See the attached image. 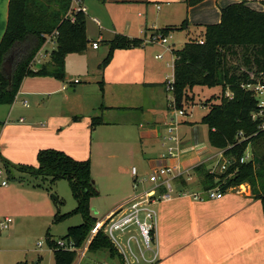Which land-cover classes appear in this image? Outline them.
<instances>
[{"label":"crops","instance_id":"0c3cea01","mask_svg":"<svg viewBox=\"0 0 264 264\" xmlns=\"http://www.w3.org/2000/svg\"><path fill=\"white\" fill-rule=\"evenodd\" d=\"M108 1L119 4L120 8H126V12L122 9L121 13L111 14L105 28L98 18L93 17V20L98 19L99 24L95 20L94 22L100 29L104 28V31H99L92 38H89V25L86 24L88 47L81 53L67 54L63 80L51 76H26L16 95L19 99L11 104H0V110L6 111L5 118H0V152L12 148V142L5 139L4 134L9 128L16 126L12 116L16 115L17 108L27 110V114L31 115L34 121H39L40 116L47 120L48 126L44 129L48 133L45 134L52 139L56 133L89 120L81 116V113L89 112V105L94 102V99L89 100V84L99 86L102 94L95 105L103 100L99 108L102 111L100 116L105 122L100 126L111 125L108 118L113 115L114 110H123L121 119L127 121L122 129L118 130V140L112 141V133H109L108 140L113 144L118 143L120 147L124 146L125 159L133 163L131 168L124 164L120 166L119 173L123 176L128 174L129 183L131 179L134 180L132 167L137 168L141 177L150 173L154 167L179 164L191 177L189 180L183 178L175 184L171 201L157 205L160 253L159 259L152 264H264L263 205L249 183L223 190L224 195L221 198L202 201L191 195L206 190L196 168L204 165L205 168H215L216 173H220L219 164L224 157L229 156L222 154L221 148L210 143L209 126L201 122V118L195 117V95L190 97L187 93V105H193L189 110L184 103L177 107L173 91L167 89L169 70H172L174 75L173 49H178H170L171 39L174 38L171 34L173 31L169 33L171 38L168 44L153 43L149 40L160 28L180 25L189 16L195 21L198 17L194 16L201 12L205 14L207 9L201 3L190 7L193 5H188L186 0L172 3L169 0ZM227 2L223 0L219 4L220 8ZM81 3L87 12L89 8L85 4L86 0H81ZM8 10L9 0H0V42L6 29ZM218 12L215 7L204 16L203 21L210 22L209 17H216ZM216 21L218 20L215 18L211 20L215 23ZM206 24L211 23L202 26H191L188 23L185 29L197 32L198 35L193 34L189 40L202 37L200 34H204ZM116 33L143 38L145 43L136 47L115 49L106 73L103 76L90 74L91 51L98 52L101 49L100 41L111 40ZM93 41L99 42L97 48L92 46ZM47 42L54 43L56 47L53 36H48ZM108 46L110 48L111 44ZM168 51H171V58L167 54ZM39 52L40 50L36 54L38 58ZM43 62L44 60L41 63ZM77 75L87 78V83L81 89L85 96L81 101L83 105L65 112L59 97L68 99L67 83H81ZM78 89L69 88V92L76 93ZM23 98L31 99L36 105L35 109L30 107L27 100L21 102ZM201 102L204 108L207 107L206 111H209L208 103ZM179 109H183L185 114L176 116ZM48 110H51L50 116L47 114ZM77 117L78 119H75ZM174 118L177 119L178 126L170 133L167 127ZM19 121L24 123V116H20ZM62 142L64 141L55 146L56 149H64L74 157V150L68 149L67 144ZM128 197L116 202L104 215ZM38 258L41 261L42 256Z\"/></svg>","mask_w":264,"mask_h":264},{"label":"trees","instance_id":"16d2710c","mask_svg":"<svg viewBox=\"0 0 264 264\" xmlns=\"http://www.w3.org/2000/svg\"><path fill=\"white\" fill-rule=\"evenodd\" d=\"M201 1L186 0V3L195 5ZM262 2L264 4V0ZM70 9L71 0H9L7 25L0 42V104L13 103L26 76H51L63 80L67 54L81 53L87 49L86 14L74 12L72 21L68 14ZM187 26L186 19L180 25H168L158 31L168 34ZM48 36L54 37L56 47L50 59L35 69L31 63ZM106 42L111 47L103 65L110 62L115 49L140 46L145 40L116 33L113 39ZM11 53L15 55V62L13 84L8 90V80L1 64ZM173 54V94L177 107L183 105L186 91L195 85H220L224 89L220 102L209 106L202 122L209 126L210 143L224 149V153L232 157L233 161L220 173L211 172L204 165L198 166L196 169L204 188L219 186L221 190H226L247 181L255 196L261 200L264 213V152L258 153L252 148V157L240 161L249 145L264 140V129L259 127L260 120L252 117L258 100L251 91L242 87L243 83L264 80V11L253 9L245 0L226 5L221 9L220 22L205 25L204 43L189 40L181 48L173 49ZM226 88L233 93L231 99L224 97ZM104 123L100 115L91 117L92 129ZM240 133L244 135L239 139L237 136ZM38 162V172L51 176L53 180L64 178L69 181L77 200L76 211L82 213L84 222L71 226L66 236L68 241L74 242L75 247H80L97 221L89 210L90 198L98 193L92 179L91 160L76 159L59 149L43 148L38 152ZM47 239L50 245L52 239L50 236ZM53 243L55 263L73 264L77 252L65 249L55 241ZM88 249H108L111 256L117 255L120 264H123L102 231L93 237ZM40 262L38 258L35 262L21 261L16 264Z\"/></svg>","mask_w":264,"mask_h":264},{"label":"rangeland","instance_id":"374dc122","mask_svg":"<svg viewBox=\"0 0 264 264\" xmlns=\"http://www.w3.org/2000/svg\"><path fill=\"white\" fill-rule=\"evenodd\" d=\"M172 2H178L180 0H169ZM223 0H203L200 3L207 9L206 13L201 12L194 17H198L195 21H192L189 16L187 22L191 26H202L205 23L220 22V11L224 7L220 8ZM226 5L237 2L238 0H227ZM240 1V0H239ZM253 9L257 11H264L263 0H245ZM198 3V4H200ZM88 11L86 14V24L89 25V38L93 35H97L99 31H104L106 21L113 13H121L122 9L126 12V8H120V5L108 0H86ZM89 4V5H88ZM184 3L182 2V5ZM196 4V5H198ZM225 5V6H226ZM195 7V5L190 6ZM219 10L218 14L209 18L210 22L203 21L205 15L214 10ZM200 16V17H199ZM93 17L98 18L104 28H99L94 22ZM193 30V29H192ZM171 34L174 38L171 39L170 49L180 48L186 40H189L191 36H196L197 32L188 31L186 29H179L173 31ZM112 34H109L111 36ZM198 36V35H197ZM204 36V34H200ZM114 37V36H113ZM197 38V37H196ZM192 38V39H196ZM157 45V44H155ZM158 46V45H157ZM101 49L97 51H91V61L89 64L90 74H100L103 76L108 64L103 65L105 58L109 54V46L106 41H100ZM55 48V44L47 42L40 49L39 54H42V60L47 62L50 59V54ZM47 54V56H45ZM168 56L171 58V51H168ZM172 70H169V76L173 80ZM81 80V83H67L70 90L79 88L76 93L69 92L68 99L59 97L61 107L65 112H70L78 106H81V101L85 98L81 92L83 85L87 83V78L77 75ZM225 89L224 97L231 99L232 97L227 95ZM224 89L222 86H207V85H195L187 90L190 97L195 95L194 98V112L195 117L201 118L204 113H207V107L202 106L203 103L211 104L220 102ZM101 90L99 86L89 84V100L93 101V105H89L88 113H81V116L87 117L88 121L71 126L64 131H60L55 134L51 139L46 136V128L48 121L44 120L40 116L39 121H34V118L27 114V110L17 108L16 115L12 116L14 121V127L4 134L5 139H10L12 142V148L6 152H0V168L3 169V177L8 180V186L4 187L0 185V222L5 221L6 217H10L12 222L8 224L6 228L0 226V264H16L21 261L35 262L41 255V264H56L55 256L53 252L54 246L51 244L53 241L67 242V234L71 226H76L84 222V217L81 212L76 211L77 200L72 194L69 181L61 178L53 180L51 176L44 175L38 172V152L42 148H55L57 144H67L68 149H73L76 153L74 158L76 159H90L93 183L96 186L98 193L90 198L89 210L92 216L97 220L101 219L108 208L114 205L116 202L131 196L134 192L133 181H128V174L123 176L120 171V166L133 164L131 160H126L123 154V147H120L118 143L113 144L118 140V130L122 129V126L127 122L122 120L123 110H114L113 115L108 118L110 126H96L92 129L90 121L92 116H98L102 114L99 108L101 98ZM207 95V96H203ZM96 98V103H95ZM17 96L14 101L18 100ZM187 97L183 101L186 109L191 110L192 103L187 105ZM27 100L30 107L35 109V103L31 99L23 98L21 102ZM13 101V102H14ZM207 101H212L209 103ZM42 102V101H39ZM44 102V99H43ZM19 106V105H18ZM95 108V109H94ZM27 109V108H25ZM31 109V108H30ZM67 110V111H66ZM6 111L0 110V118H5ZM48 116L51 115V110L47 111ZM85 112V111H84ZM87 112V111H86ZM40 115H42L40 113ZM20 116H24V123L19 121ZM89 116V117H88ZM84 117V118H85ZM42 118V119H41ZM83 118V119H84ZM107 118V117H106ZM119 124V125H118ZM109 133H112L113 142L108 140ZM244 134H238L240 139ZM110 138V139H112ZM254 148L258 153L264 152V140L254 141L246 149L245 155L249 160L253 153ZM64 152V149H62ZM69 153V152H68ZM67 153V154H68ZM71 154V153H70ZM3 159V160H2ZM8 161V163L5 162ZM219 172V171H218ZM121 180V181H119ZM125 180V181H124ZM119 183V184H118ZM248 183L242 181L234 187H238ZM250 184V183H249ZM90 230L87 233L83 243L78 249L84 248L88 238ZM48 236L51 237V244L49 245ZM42 243L39 245V243ZM54 245V243H53ZM88 244L87 247H89ZM112 253L108 249L99 251L86 252L79 264H120V260L117 255L111 256ZM78 260L76 257L75 261Z\"/></svg>","mask_w":264,"mask_h":264},{"label":"built area","instance_id":"2783aa9c","mask_svg":"<svg viewBox=\"0 0 264 264\" xmlns=\"http://www.w3.org/2000/svg\"><path fill=\"white\" fill-rule=\"evenodd\" d=\"M86 7L82 5L81 0H71V9L69 15L71 20H74V12L82 11L86 13ZM98 24V19H94ZM171 35L163 34L160 31L154 32L149 40L153 43L168 44ZM199 43H204V36L195 39ZM92 46L97 48L98 41H93ZM34 57L31 65L34 68L42 62V54ZM161 57V55H157ZM36 69V68H35ZM173 80L170 78L167 81V89H174ZM242 87L251 91L257 98V109L253 111L252 117L254 120H260L259 127L264 129V80L259 79L257 82L243 83ZM227 95L232 97L233 93L228 90ZM25 104H27L25 102ZM185 114L183 109L177 111V115ZM177 119H172L168 124V131L172 133L177 129ZM172 150L170 149V153ZM222 149L221 153H224ZM224 157V155H223ZM247 160V156H243L240 161ZM232 157H224L219 164V171H225L232 163ZM211 172H216V169H210ZM131 172L134 176L133 187L134 192L127 199L119 203L114 209L98 219L92 226L89 238L82 249L75 247L74 242L58 241V245L65 249L75 250L78 260L73 264H79L84 251L86 252L88 244L93 237L102 231L114 246L118 255L121 257L123 264H152L159 259L160 240H159V211L157 205L162 202L171 201L175 193V184L181 179L189 180L187 171L179 164L162 165L154 167L150 173L139 176L136 167H132ZM3 169L0 168V185L8 186V180L3 177ZM195 199L206 200L221 198L224 191L221 188L214 187L206 189L202 193H191ZM12 222L10 217H6L5 221L0 222L1 228H6ZM42 243L40 242L39 245Z\"/></svg>","mask_w":264,"mask_h":264},{"label":"water","instance_id":"95a60500","mask_svg":"<svg viewBox=\"0 0 264 264\" xmlns=\"http://www.w3.org/2000/svg\"><path fill=\"white\" fill-rule=\"evenodd\" d=\"M15 55L9 54L2 62L1 69L8 80L7 89L10 90L13 84V70H14Z\"/></svg>","mask_w":264,"mask_h":264}]
</instances>
